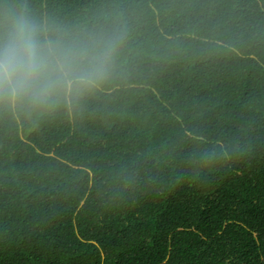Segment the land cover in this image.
Listing matches in <instances>:
<instances>
[{
    "label": "trees",
    "instance_id": "16d2710c",
    "mask_svg": "<svg viewBox=\"0 0 264 264\" xmlns=\"http://www.w3.org/2000/svg\"><path fill=\"white\" fill-rule=\"evenodd\" d=\"M119 25L78 108L0 107V264H264V0H22Z\"/></svg>",
    "mask_w": 264,
    "mask_h": 264
},
{
    "label": "clouds",
    "instance_id": "9594fccd",
    "mask_svg": "<svg viewBox=\"0 0 264 264\" xmlns=\"http://www.w3.org/2000/svg\"><path fill=\"white\" fill-rule=\"evenodd\" d=\"M124 42L119 25L70 34L53 30L22 0H0V107L78 108L115 77Z\"/></svg>",
    "mask_w": 264,
    "mask_h": 264
}]
</instances>
